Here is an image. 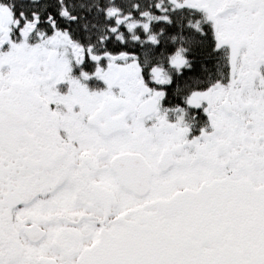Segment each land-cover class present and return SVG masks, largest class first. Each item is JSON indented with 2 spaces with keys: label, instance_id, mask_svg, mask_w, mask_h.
<instances>
[{
  "label": "snow or ice",
  "instance_id": "snow-or-ice-1",
  "mask_svg": "<svg viewBox=\"0 0 264 264\" xmlns=\"http://www.w3.org/2000/svg\"><path fill=\"white\" fill-rule=\"evenodd\" d=\"M0 264H264V0H0Z\"/></svg>",
  "mask_w": 264,
  "mask_h": 264
}]
</instances>
